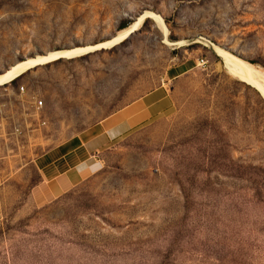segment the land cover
Returning a JSON list of instances; mask_svg holds the SVG:
<instances>
[{"label": "rangeland", "instance_id": "obj_1", "mask_svg": "<svg viewBox=\"0 0 264 264\" xmlns=\"http://www.w3.org/2000/svg\"><path fill=\"white\" fill-rule=\"evenodd\" d=\"M100 44L0 86V264H264V91L212 48L264 70V0H0V78ZM161 86L170 110L32 203L41 155Z\"/></svg>", "mask_w": 264, "mask_h": 264}, {"label": "crops", "instance_id": "obj_2", "mask_svg": "<svg viewBox=\"0 0 264 264\" xmlns=\"http://www.w3.org/2000/svg\"><path fill=\"white\" fill-rule=\"evenodd\" d=\"M172 102L170 93L158 87L84 131L74 145L41 155L37 160L40 180L32 188V203L49 204L90 178L101 169L102 156L107 149L166 113ZM2 216L0 197V219Z\"/></svg>", "mask_w": 264, "mask_h": 264}, {"label": "bare ground", "instance_id": "obj_3", "mask_svg": "<svg viewBox=\"0 0 264 264\" xmlns=\"http://www.w3.org/2000/svg\"><path fill=\"white\" fill-rule=\"evenodd\" d=\"M136 29H137V23L129 26V28L125 29L117 37L115 36L116 39L114 40L113 43L115 44L118 41L122 40L123 38H126ZM109 46L110 44H100V45L93 46L90 48H81V49L77 48L78 50H72V51H67V52H57L49 56H43L36 60L27 61V62L23 61L22 63H19L18 65H16L9 73L7 74L5 73L6 75L0 78V86L3 85L5 82L10 81L14 79L15 77H17L18 75H20L22 71H24L25 69H30L32 66L37 67L39 65L55 60L59 57L61 58L75 57L77 55H82V54H86L88 52L94 51L98 48H107ZM212 48L216 50L218 54L224 59L225 68L231 75H233V77L241 81H246L250 84H253L259 87L262 91H264V70L263 69L257 67L256 65L250 62L241 60L233 56L232 54H230L229 52H227L226 50L222 48H217V47H212Z\"/></svg>", "mask_w": 264, "mask_h": 264}, {"label": "trees", "instance_id": "obj_4", "mask_svg": "<svg viewBox=\"0 0 264 264\" xmlns=\"http://www.w3.org/2000/svg\"><path fill=\"white\" fill-rule=\"evenodd\" d=\"M128 26V23L126 22V23H124V24H122V26H121V29H123V28H125V27H127ZM16 79H18V77L17 78H15V79H13L12 81H10L9 83H11V82H13V81H15ZM262 96V95H261ZM263 97V96H262Z\"/></svg>", "mask_w": 264, "mask_h": 264}, {"label": "built area", "instance_id": "obj_5", "mask_svg": "<svg viewBox=\"0 0 264 264\" xmlns=\"http://www.w3.org/2000/svg\"><path fill=\"white\" fill-rule=\"evenodd\" d=\"M22 89H23V88H22ZM39 104L42 105V102L40 101ZM16 131L19 132V129L16 128Z\"/></svg>", "mask_w": 264, "mask_h": 264}, {"label": "water", "instance_id": "obj_6", "mask_svg": "<svg viewBox=\"0 0 264 264\" xmlns=\"http://www.w3.org/2000/svg\"><path fill=\"white\" fill-rule=\"evenodd\" d=\"M95 51V50H94ZM91 52H93V51H91ZM88 53H90V52H88Z\"/></svg>", "mask_w": 264, "mask_h": 264}]
</instances>
